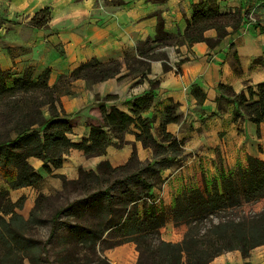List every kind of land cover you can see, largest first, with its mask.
Listing matches in <instances>:
<instances>
[{
    "label": "crops",
    "instance_id": "1",
    "mask_svg": "<svg viewBox=\"0 0 264 264\" xmlns=\"http://www.w3.org/2000/svg\"><path fill=\"white\" fill-rule=\"evenodd\" d=\"M201 1L216 4L223 12L241 11L244 19L241 28L234 31L229 27V34L214 47L206 41L167 47L171 66L168 70L161 60H154L146 77L129 75L119 80L129 72L124 63L113 78L95 84L83 78L73 80L71 93L61 96L73 125L69 134L73 141L88 139L90 125L103 123L100 102L105 101L109 110L115 106L131 113L134 100L151 88V81L157 82L156 96L153 105L141 116L153 119L151 131L157 141H161L166 107L177 105L180 120L168 122L165 127L183 145L176 162L161 170V180L151 191L167 215L162 237L172 242L182 238L175 231L171 215L174 200L185 190L199 186V174H204L211 185L222 172L236 173L239 168H247L249 156L264 160V121L258 125L247 115L235 121L234 103H224L221 112L218 109L220 84L248 95V87L256 89L264 82V0H9L18 9L22 24L3 28L0 34L3 70L21 75L31 68L38 76L50 68L49 84L55 85L61 75L92 59L108 63L139 56L138 44L156 37L160 21L166 32L183 35L193 17L194 5ZM46 5L52 6L49 27H32L33 15ZM204 34L214 39L218 36L215 28ZM194 84L206 95L202 104L194 95ZM110 96L114 98L107 99ZM131 129L133 132L124 135L123 146L111 144L99 156L87 157L78 152L66 155L62 166H51V171L44 168V160L32 156L29 162L42 180L35 186L7 189L32 188L45 194L44 187L52 179L59 191L63 189V177L76 179L81 169L97 170L104 160L114 166L124 165L134 153L142 162H155L153 149L137 139L138 129L134 125ZM22 195L17 193L13 202L17 203ZM138 258L135 242L120 244L108 253L110 264H137ZM246 263L264 264V245L254 248L248 258L240 250H232L209 264Z\"/></svg>",
    "mask_w": 264,
    "mask_h": 264
},
{
    "label": "trees",
    "instance_id": "2",
    "mask_svg": "<svg viewBox=\"0 0 264 264\" xmlns=\"http://www.w3.org/2000/svg\"><path fill=\"white\" fill-rule=\"evenodd\" d=\"M193 9V17L183 35L166 32L160 21L156 37L139 43V56L108 63L92 59L61 75L55 85L49 84L50 68L35 76L31 68L16 75L0 67V173L12 189L35 186L42 180L29 162L30 157L44 160V168L51 171V166L61 167L69 154L103 155L109 145L125 144L124 135L133 132L132 125L138 129L137 139L154 151L155 162H142L134 153L124 165L113 166L104 160L97 170L81 169L76 179L63 177V187L68 181H74L87 197L55 212L51 219V238L60 230V219L71 215L77 220L67 224L73 241L90 247L105 240L115 245L135 242L139 251L137 264H209L232 250H240L248 258L254 248L264 245V160L253 156L248 157L247 168H239L236 173L222 172L211 185L204 174H199V186L178 195L171 209L174 228L181 233V240L163 239L167 215L151 191L161 180V170L176 162L183 141L168 133L165 127L168 122L180 120L176 104L165 109L160 142L151 131L153 119L141 116L154 103L157 82L151 81V88L134 100L131 113L115 106L109 110L105 101L100 102L103 123L90 125L88 139L73 141L69 137L73 125L62 106L61 96L71 93L73 80L83 78L95 84L117 76L124 63L129 72L119 80L133 73L146 77L154 60H161L168 70L171 66L167 47L198 41L214 47L229 34V27L237 31L244 20L241 11L223 12L208 1L195 4ZM51 18L52 6L46 5L36 11L30 23L36 28H48ZM210 28L218 32L215 39L204 34ZM135 64L142 69L134 67ZM219 89L220 112L224 103H234L235 121L244 115L258 125L264 121V82L256 89L248 87V95L236 93L224 84ZM193 92L202 104L205 93L197 84L193 85ZM111 98L114 96L107 99ZM134 167L137 170L131 171ZM120 172L127 173L111 181ZM104 183L105 188H96ZM8 194V190H0V213H13L14 207L20 205L12 203Z\"/></svg>",
    "mask_w": 264,
    "mask_h": 264
},
{
    "label": "rangeland",
    "instance_id": "3",
    "mask_svg": "<svg viewBox=\"0 0 264 264\" xmlns=\"http://www.w3.org/2000/svg\"><path fill=\"white\" fill-rule=\"evenodd\" d=\"M18 15V9L10 4L9 0H0V34L1 30L9 26L22 24ZM9 16H12V19ZM30 25L32 26L31 23ZM140 47L138 44L139 49ZM134 67L142 69L139 64H135ZM132 75L138 76L137 73ZM136 170L137 167H134L131 171ZM126 173L113 175L111 181L123 177ZM106 186L104 183L96 185V188ZM7 188H10L9 183L0 173V189L8 190L7 198L16 203L13 199L19 192H22L23 198L18 201L20 205L14 207L13 213H0V264H110L108 253L118 245L105 240L90 247L73 241L68 233L67 224L77 220L71 215L60 219V230L55 237H50L51 219L55 212L71 202L87 197L74 181H68L62 190L57 191L52 179H49L44 187L45 194L32 188L20 191H9Z\"/></svg>",
    "mask_w": 264,
    "mask_h": 264
}]
</instances>
